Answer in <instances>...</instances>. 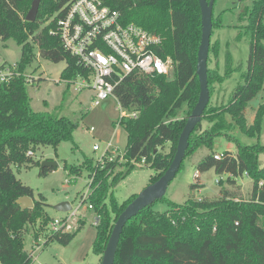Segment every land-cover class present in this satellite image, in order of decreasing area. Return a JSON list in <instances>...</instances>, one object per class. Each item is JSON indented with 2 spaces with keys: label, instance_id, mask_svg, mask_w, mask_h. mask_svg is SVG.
I'll return each instance as SVG.
<instances>
[{
  "label": "trees",
  "instance_id": "16d2710c",
  "mask_svg": "<svg viewBox=\"0 0 264 264\" xmlns=\"http://www.w3.org/2000/svg\"><path fill=\"white\" fill-rule=\"evenodd\" d=\"M66 1L42 0L37 21L31 23L27 21V15L34 0H0V40H14L22 49L18 76L0 84L2 264L33 263L24 244L31 229L35 228L36 241L44 235L48 238L45 245L57 241L66 246L85 226V220H82L79 229L73 233L48 235L47 228L52 219L45 214L46 199H37L34 190L24 185L13 170L14 166L32 162L34 156L28 155L30 151L35 153L40 146L57 148L74 138L77 124L72 120L48 112H35L32 108L28 87L45 79L40 76L30 83L25 77L38 55L52 63H66L61 77L63 81L69 82L79 74H88L64 49L60 38L50 34L55 27L52 18ZM103 1L119 10L126 23H135L162 37V45L156 52L163 59L172 60L173 73L170 77L132 73L116 87L119 105L139 114L137 118H123L115 123L128 134L123 154L126 164L119 160L110 161L104 156V166L99 162L93 167L92 161L87 160L91 171L87 202L93 205V211L99 217L94 246L98 256L104 254L119 216L137 197L120 203L110 194V179L115 182L125 178L136 163H144L155 171L151 184L159 181L175 157L180 136L201 92L197 75L202 40L199 0ZM240 19L248 20L245 27L250 41L247 69L227 104L217 107L211 106L210 102L203 117L210 125L206 129L202 123L197 126L190 137L186 158L201 148L208 149L209 154L197 165L198 171L215 169L219 175L226 174L230 186L237 185L239 178L248 175L253 180L250 199H239L225 188L220 197L212 201L192 197L184 204H178L165 197L126 224L115 264H264V165L260 163L264 144L243 145L228 133L239 127L245 134L255 136L262 129L264 105L258 108L250 126L246 122V110L264 88V0H255L253 8L245 10ZM219 24L213 16L214 27ZM211 52L218 56V44L213 47L211 44ZM233 72L230 60L224 75L209 68L211 98L214 84H222ZM223 135L237 142V152L218 153L214 150L216 138ZM168 145L170 150L166 151ZM217 155H221L219 160ZM119 167H122L120 172ZM55 169L42 168L41 175L47 176ZM69 173L79 176L82 168L70 167ZM218 183L223 184V181ZM197 187L198 184L193 185V188ZM26 196L33 199V209L23 210L17 204ZM157 203L166 204L168 210L157 211Z\"/></svg>",
  "mask_w": 264,
  "mask_h": 264
},
{
  "label": "rangeland",
  "instance_id": "374dc122",
  "mask_svg": "<svg viewBox=\"0 0 264 264\" xmlns=\"http://www.w3.org/2000/svg\"><path fill=\"white\" fill-rule=\"evenodd\" d=\"M254 2L255 0H216L214 17L220 24L213 28L211 44L212 47L218 44V56L216 57L213 52L210 53L209 68L224 75L227 70V61L230 60L234 72L222 84H214L211 106H222L230 101L242 73L247 69L250 59V41L245 27L248 25V20H241L240 17L245 10L253 8ZM21 56L22 49L14 40H0V65L16 64ZM65 69V62L52 63L38 55L37 61L26 73L45 79L38 85L28 87L34 111L48 112L72 120L77 124L73 141L63 142L57 148L40 146L35 150L32 162L13 167L17 178L34 190L37 199L42 197L46 199L48 206L45 207V214L52 220H61L67 216V213L55 210L56 205L69 202L76 209L82 197L89 193L91 171L87 160H91L93 167H97L108 144L113 141L119 150L114 154V160L126 164L122 156L128 143L126 130L120 125H115L121 116L118 100L111 97L100 106H94L93 93L90 90L77 93L72 85L69 86L61 79ZM66 91L67 94H65ZM261 105H264V88L247 107L248 126L254 123L257 110ZM202 124L204 129L209 126L207 119H204ZM228 133L243 145L264 144V117L261 132L255 136L245 134L239 127H234ZM95 146H99L100 149L95 150ZM237 149V142L230 140L226 135L217 137L215 140L214 150L218 153L225 151L235 153ZM169 150L170 145L167 146L166 151ZM209 152L208 149L201 148L185 159L181 171L170 184L166 197L178 204H184L192 197L212 201L218 199L221 190L225 188L239 199H250L253 180L248 175L239 178L237 185L230 186L226 174L219 175L215 169L203 173L198 171V163ZM45 161L57 162L58 167L47 176H42L41 169ZM260 163L264 165V154L260 156ZM70 167H81V175L70 174ZM122 167L118 168V172ZM196 174L200 177L196 178ZM154 175L155 171L152 168L144 163H136L134 169L125 178L115 182L110 179L112 183L110 194H113L120 203H124L143 192L151 184V178ZM71 180L74 182H70ZM221 180L223 184L218 183ZM196 184L198 187L193 188ZM89 203V201L84 203L85 207H88ZM155 209L165 212L168 206L157 203ZM83 217L85 226L69 245L65 246L57 241L45 245L42 241L38 242L41 248L36 250L34 228L25 236V251L31 255L34 253L33 260L36 264H101L103 255L98 256L94 251L97 238L94 220L97 214L87 210ZM48 230L50 231V226Z\"/></svg>",
  "mask_w": 264,
  "mask_h": 264
},
{
  "label": "built area",
  "instance_id": "2783aa9c",
  "mask_svg": "<svg viewBox=\"0 0 264 264\" xmlns=\"http://www.w3.org/2000/svg\"><path fill=\"white\" fill-rule=\"evenodd\" d=\"M52 21H55V27L50 34L60 38L64 49L74 56L78 65L88 73L79 74L75 79L65 82L72 85L77 93L90 90L93 93L94 106H100L111 97L116 98V87L132 73L166 77L173 73L172 60L170 58L165 60L156 52L162 45V37L135 23H126L121 12L105 5L103 0H67L57 10ZM18 74V63L1 64L0 84L11 81ZM25 77L32 83L40 76L26 73ZM119 106L121 112L119 119L138 117L139 112H130ZM99 149V146H95V150ZM118 151L112 141L108 144L104 156L114 161V154ZM28 155L35 156V153L30 151ZM103 157L99 160L102 166L105 162ZM220 158L221 155L216 156L217 160ZM196 175V178L200 177L199 174ZM88 197L89 193L85 194L77 208L73 207L65 218L52 220L47 234L77 231L87 210H94L91 203L88 207L84 205ZM94 223L98 225V216ZM47 239L41 235L35 243L36 250L41 248L38 242L43 241L45 244ZM33 254H30L32 264H36Z\"/></svg>",
  "mask_w": 264,
  "mask_h": 264
},
{
  "label": "water",
  "instance_id": "95a60500",
  "mask_svg": "<svg viewBox=\"0 0 264 264\" xmlns=\"http://www.w3.org/2000/svg\"><path fill=\"white\" fill-rule=\"evenodd\" d=\"M42 0H34L32 8L27 15V21L34 23L37 21ZM202 11V40L198 52L197 75L200 82V96L197 105L187 120L186 126L180 136L175 157L164 175L154 184H150L141 192L127 208L121 213L113 228L106 250L103 254L101 264H115L121 236L126 224L136 217L142 210L153 206L167 196V192L172 181L177 177L183 162L186 159L190 146V137L197 126L202 123L205 111L211 102V92L208 77V61L210 56L211 37L213 33L214 5L216 0H199ZM57 162L45 161L42 168H57ZM17 204L23 209H33L35 204L32 198L22 197ZM55 210L68 213L73 207L69 202L56 205Z\"/></svg>",
  "mask_w": 264,
  "mask_h": 264
},
{
  "label": "crops",
  "instance_id": "0c3cea01",
  "mask_svg": "<svg viewBox=\"0 0 264 264\" xmlns=\"http://www.w3.org/2000/svg\"><path fill=\"white\" fill-rule=\"evenodd\" d=\"M228 118L231 120V118H230V117H228ZM209 125H210V123H209ZM208 127H209V126H208ZM208 127H207V128H208Z\"/></svg>",
  "mask_w": 264,
  "mask_h": 264
}]
</instances>
